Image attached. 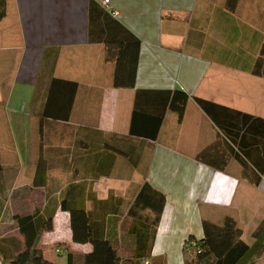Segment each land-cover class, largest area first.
I'll return each mask as SVG.
<instances>
[{
    "label": "crops",
    "instance_id": "1",
    "mask_svg": "<svg viewBox=\"0 0 264 264\" xmlns=\"http://www.w3.org/2000/svg\"><path fill=\"white\" fill-rule=\"evenodd\" d=\"M104 1L7 0L0 247L12 254L22 247L17 217L53 215L43 229L45 258L83 264L93 246L74 241L72 212L93 215L125 247L135 245V220L146 234L156 229L152 259L166 264H184V246L204 238V220L232 217L254 246L264 174L259 185L243 178L237 146L195 99L264 120V78L253 74L264 47V0H109L116 16ZM125 52V70L136 67L133 88L114 85ZM177 90L190 97L182 117L169 109L155 140L132 134L134 122L151 132L163 108L159 95L138 93Z\"/></svg>",
    "mask_w": 264,
    "mask_h": 264
},
{
    "label": "trees",
    "instance_id": "2",
    "mask_svg": "<svg viewBox=\"0 0 264 264\" xmlns=\"http://www.w3.org/2000/svg\"><path fill=\"white\" fill-rule=\"evenodd\" d=\"M6 16L7 0H0V23ZM125 33L128 32L125 30ZM131 37L133 36L131 35ZM133 41L136 42L135 44H139V40L136 38H133ZM125 49L126 47L123 51H127ZM125 54L126 52L120 55L114 85L116 87L133 88L136 80V67L134 66L132 72L125 70V65L122 63L125 59L123 57ZM113 57V51L108 48L107 59L110 60ZM253 74L264 78V47L262 55L254 67ZM141 94L159 95L163 108L157 124L151 132H142L137 127V123L135 124L134 122L132 134L146 136L153 140L158 137L166 112L169 109H173L182 117L185 106L190 99L187 93L180 90L159 93L142 92L138 93V96ZM195 101L214 124L218 126L224 137L237 146V157L240 158V154L243 156V178L253 185H259L264 174V129L262 130L261 126V123L264 126V120L203 99L196 98ZM137 105L136 103L134 113L136 118L143 115L137 111ZM144 116L147 117L146 115ZM251 136H254L256 141ZM258 136L261 140H257ZM217 141L214 146L218 144ZM254 145H256L255 149L257 150L250 149ZM255 155L259 157L256 158ZM198 159L203 161V154ZM248 161L253 164L256 170L249 166ZM147 188L148 186H145L143 191ZM142 194L138 196L137 203L143 199ZM161 199L162 211L166 204V198L161 196ZM72 214H74V241L93 246L91 252L83 254V264H166L161 259H152L156 229L153 234H146L139 229L137 220H135L136 225H133L130 231V234L136 236L135 245L130 248L123 245V239H121V242L117 240V233H106L103 230L104 225L102 222L95 220L93 215H88L86 212H72ZM133 214L135 216V209L132 208L130 216H133ZM160 214L157 213L156 226L159 223ZM52 219L53 215L45 218L37 214L17 217L19 232L25 241L22 247L13 254L10 253L11 248L8 249V247H5L6 245L3 248L0 247V260L4 264H57L46 259L40 249L43 229ZM203 230V239L195 241L193 237H190L186 242L184 246V264H257L264 255V237H262L264 221L254 233L256 238L254 246H249L242 240L243 231L232 217H226L221 225L204 220Z\"/></svg>",
    "mask_w": 264,
    "mask_h": 264
},
{
    "label": "built area",
    "instance_id": "3",
    "mask_svg": "<svg viewBox=\"0 0 264 264\" xmlns=\"http://www.w3.org/2000/svg\"><path fill=\"white\" fill-rule=\"evenodd\" d=\"M104 6H105V9H106L108 12H110L112 15H114V16L117 15L116 12L111 11V8H110V6H109V0H105V1H104ZM147 264H148V263H147Z\"/></svg>",
    "mask_w": 264,
    "mask_h": 264
},
{
    "label": "rangeland",
    "instance_id": "4",
    "mask_svg": "<svg viewBox=\"0 0 264 264\" xmlns=\"http://www.w3.org/2000/svg\"><path fill=\"white\" fill-rule=\"evenodd\" d=\"M62 261H63V260H61L60 264H62Z\"/></svg>",
    "mask_w": 264,
    "mask_h": 264
}]
</instances>
